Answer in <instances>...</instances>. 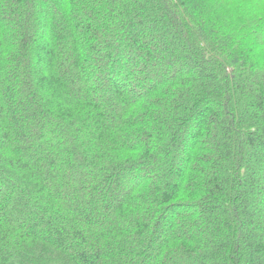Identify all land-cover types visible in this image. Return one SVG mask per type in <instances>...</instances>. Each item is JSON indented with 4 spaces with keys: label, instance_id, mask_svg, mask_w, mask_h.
Returning a JSON list of instances; mask_svg holds the SVG:
<instances>
[{
    "label": "trees",
    "instance_id": "obj_1",
    "mask_svg": "<svg viewBox=\"0 0 264 264\" xmlns=\"http://www.w3.org/2000/svg\"><path fill=\"white\" fill-rule=\"evenodd\" d=\"M0 264H264V0H0Z\"/></svg>",
    "mask_w": 264,
    "mask_h": 264
},
{
    "label": "rangeland",
    "instance_id": "obj_2",
    "mask_svg": "<svg viewBox=\"0 0 264 264\" xmlns=\"http://www.w3.org/2000/svg\"><path fill=\"white\" fill-rule=\"evenodd\" d=\"M241 6L244 8H246V9H248V8H250V3H248V2H241Z\"/></svg>",
    "mask_w": 264,
    "mask_h": 264
}]
</instances>
